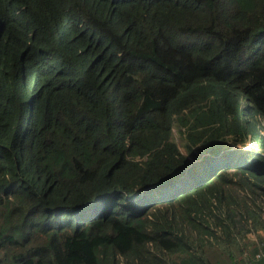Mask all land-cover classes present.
Here are the masks:
<instances>
[{"label": "trees", "instance_id": "obj_1", "mask_svg": "<svg viewBox=\"0 0 264 264\" xmlns=\"http://www.w3.org/2000/svg\"><path fill=\"white\" fill-rule=\"evenodd\" d=\"M0 264H264V0H0Z\"/></svg>", "mask_w": 264, "mask_h": 264}, {"label": "rangeland", "instance_id": "obj_2", "mask_svg": "<svg viewBox=\"0 0 264 264\" xmlns=\"http://www.w3.org/2000/svg\"><path fill=\"white\" fill-rule=\"evenodd\" d=\"M239 147V148H238ZM252 147V143L250 142V138H248L246 140V143H232V148L233 150H249L250 148ZM182 152H184V149H182ZM235 158L236 157H232L231 160H232V164H235ZM221 168V167H219ZM206 177H209V176H206V174H201L197 179H201V178H206ZM251 239H256V236L255 235H250Z\"/></svg>", "mask_w": 264, "mask_h": 264}, {"label": "bare ground", "instance_id": "obj_3", "mask_svg": "<svg viewBox=\"0 0 264 264\" xmlns=\"http://www.w3.org/2000/svg\"><path fill=\"white\" fill-rule=\"evenodd\" d=\"M239 148V147H238Z\"/></svg>", "mask_w": 264, "mask_h": 264}]
</instances>
